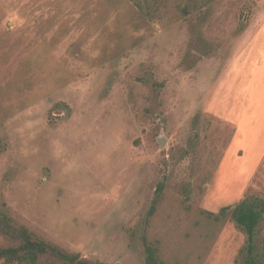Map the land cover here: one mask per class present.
Returning a JSON list of instances; mask_svg holds the SVG:
<instances>
[{"label": "rangeland", "instance_id": "1", "mask_svg": "<svg viewBox=\"0 0 264 264\" xmlns=\"http://www.w3.org/2000/svg\"><path fill=\"white\" fill-rule=\"evenodd\" d=\"M136 2L0 0V213L100 264H146L143 238L165 264H242L264 0ZM252 247L264 264V214Z\"/></svg>", "mask_w": 264, "mask_h": 264}, {"label": "trees", "instance_id": "2", "mask_svg": "<svg viewBox=\"0 0 264 264\" xmlns=\"http://www.w3.org/2000/svg\"><path fill=\"white\" fill-rule=\"evenodd\" d=\"M132 1L137 8L142 9L136 0ZM183 12L185 13V10ZM163 190V182H160L154 193L148 212L149 216L154 213ZM226 209H222L219 214L223 216ZM263 214V201L256 200L250 203L246 199L242 200L231 212L230 219L247 237L246 255L242 258V264H258L252 254V241ZM215 219H218V216ZM0 237L7 242L6 246L0 247V263L3 264H100L81 258L78 254L68 253L59 246L37 237L23 226L13 225L10 218L3 213H0ZM143 245L146 264H165L158 256L157 248L150 245L145 238H143Z\"/></svg>", "mask_w": 264, "mask_h": 264}, {"label": "water", "instance_id": "3", "mask_svg": "<svg viewBox=\"0 0 264 264\" xmlns=\"http://www.w3.org/2000/svg\"><path fill=\"white\" fill-rule=\"evenodd\" d=\"M159 144H160V147H163L164 146L163 142H159Z\"/></svg>", "mask_w": 264, "mask_h": 264}]
</instances>
